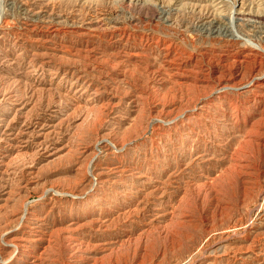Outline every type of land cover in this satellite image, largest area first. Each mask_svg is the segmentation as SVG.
I'll return each mask as SVG.
<instances>
[{
	"label": "rangeland",
	"instance_id": "obj_1",
	"mask_svg": "<svg viewBox=\"0 0 264 264\" xmlns=\"http://www.w3.org/2000/svg\"><path fill=\"white\" fill-rule=\"evenodd\" d=\"M0 264H264V0H0Z\"/></svg>",
	"mask_w": 264,
	"mask_h": 264
}]
</instances>
